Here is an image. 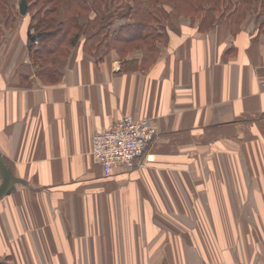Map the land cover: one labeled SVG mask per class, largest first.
<instances>
[{
	"label": "crops",
	"instance_id": "crops-1",
	"mask_svg": "<svg viewBox=\"0 0 264 264\" xmlns=\"http://www.w3.org/2000/svg\"><path fill=\"white\" fill-rule=\"evenodd\" d=\"M153 26L97 53L82 37L43 74L29 18L0 40V153L23 181L0 201V260L264 264V11ZM127 116L157 135L107 177L93 136Z\"/></svg>",
	"mask_w": 264,
	"mask_h": 264
},
{
	"label": "trees",
	"instance_id": "trees-1",
	"mask_svg": "<svg viewBox=\"0 0 264 264\" xmlns=\"http://www.w3.org/2000/svg\"><path fill=\"white\" fill-rule=\"evenodd\" d=\"M33 36L39 44L31 41L30 55L40 72L51 71L55 57H68L70 50L86 37L84 48L88 53H97L112 47L120 40L152 39L161 24H168L173 14L184 16L192 23L200 24L203 30L214 28L227 21L239 28L254 8L264 11V0H27ZM13 0H0V40L22 18L19 7ZM64 19L60 21V11ZM88 16L81 23L80 17ZM122 18L129 24L111 34L112 24ZM165 31L164 28L162 30ZM156 33V34H155ZM165 35V34H164ZM37 38V37H36ZM154 45L152 44V47Z\"/></svg>",
	"mask_w": 264,
	"mask_h": 264
},
{
	"label": "built area",
	"instance_id": "built-area-1",
	"mask_svg": "<svg viewBox=\"0 0 264 264\" xmlns=\"http://www.w3.org/2000/svg\"><path fill=\"white\" fill-rule=\"evenodd\" d=\"M39 37L34 42L39 44ZM157 130L146 120L127 116L112 127L93 136L92 155L104 171L111 176L115 168L132 171L144 164L150 143Z\"/></svg>",
	"mask_w": 264,
	"mask_h": 264
},
{
	"label": "water",
	"instance_id": "water-1",
	"mask_svg": "<svg viewBox=\"0 0 264 264\" xmlns=\"http://www.w3.org/2000/svg\"><path fill=\"white\" fill-rule=\"evenodd\" d=\"M19 11L22 16H25L28 12V2L27 0H21L19 4ZM32 28V26H31ZM40 36L38 34L37 36H30V40H35L36 37ZM31 45V42H30ZM0 201L7 196L11 190L13 189L14 185L23 182L21 179L17 178L13 172L11 167L6 163L4 157L0 153ZM0 264H8L2 260H0Z\"/></svg>",
	"mask_w": 264,
	"mask_h": 264
},
{
	"label": "rangeland",
	"instance_id": "rangeland-1",
	"mask_svg": "<svg viewBox=\"0 0 264 264\" xmlns=\"http://www.w3.org/2000/svg\"><path fill=\"white\" fill-rule=\"evenodd\" d=\"M20 1H21V0H13V2H14L13 4H16V5L19 7ZM173 16H174V17H181V16H177V15H175V14H173ZM22 17H26V16H22ZM183 17H184V16H183ZM185 18H186V17H185ZM15 27H16V26L13 27V30L15 29ZM9 31L11 32V30H9ZM9 31H7V32H9ZM7 32H6V33H7ZM6 33H5V34H6ZM5 34H4V35H5ZM261 131L264 133V128H263V130H261Z\"/></svg>",
	"mask_w": 264,
	"mask_h": 264
}]
</instances>
